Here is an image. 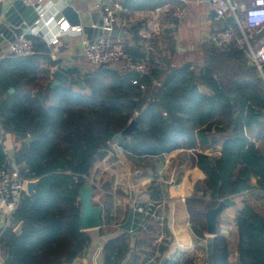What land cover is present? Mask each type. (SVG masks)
Returning <instances> with one entry per match:
<instances>
[{
	"label": "trees",
	"instance_id": "obj_1",
	"mask_svg": "<svg viewBox=\"0 0 264 264\" xmlns=\"http://www.w3.org/2000/svg\"><path fill=\"white\" fill-rule=\"evenodd\" d=\"M142 26L129 29L135 42L140 41ZM27 38L37 50L42 47L38 38ZM203 45L200 67L191 61L169 67L153 93L152 78L141 79L144 87L134 84L137 74L120 64L69 68V82L52 88L51 83H40L39 55H10L0 61V124L4 133L15 135L13 158L23 177L36 182L34 193H24L9 224L0 228L4 264H72L86 255L92 239L81 226L79 190L89 181L101 150L113 145L137 159L196 150L194 161L205 178L186 202L192 230L202 238L208 206L216 207L221 200L230 206L235 195L264 192V147L246 134L257 125L264 142V78L235 40ZM126 50L137 58L144 56L136 55L131 46ZM149 66L159 79L161 66L151 61ZM138 113L139 129L115 142L114 136ZM219 143L217 155L197 150ZM6 161L0 142V165ZM153 237L139 231L126 264L147 261L142 247ZM236 237L240 264H264V209L245 197L236 216ZM131 238L126 232L109 240L103 247V264H122L131 252ZM231 247L227 237L216 235L207 264H229ZM167 249L164 243L159 246L157 262Z\"/></svg>",
	"mask_w": 264,
	"mask_h": 264
},
{
	"label": "crops",
	"instance_id": "obj_2",
	"mask_svg": "<svg viewBox=\"0 0 264 264\" xmlns=\"http://www.w3.org/2000/svg\"><path fill=\"white\" fill-rule=\"evenodd\" d=\"M115 1H119L123 5V10L118 14L119 21L113 24V29L108 33V37L113 42L121 41L125 47L131 46L136 55H148L154 67L161 66L163 68H160L163 72L159 79L153 77L152 72L148 76L153 79L150 93L155 92L154 88L169 72V67L191 61L189 54L194 52L195 46L213 42L214 34L229 25L227 19L214 21V12L207 0H189L187 2L180 0ZM241 1L247 2L248 0ZM63 2H70L81 17L89 14L90 24L93 27L104 15L99 11H89L88 3L97 2L96 0H45L44 4L50 14H54L57 20L62 19L64 26L68 23L70 28L63 31L60 29V25L54 22L49 27L41 25L33 28L31 34L26 36L38 38L43 44L38 50L36 49V54L41 58L40 83L43 86L52 83L55 70L66 67L69 74V68L76 67L84 70L90 67L92 64L86 58L85 49L90 41L100 35L95 29L90 33L84 30L81 32L72 30L71 27L77 25H71L57 10ZM108 3V0H101L100 4ZM178 8L185 10V17L176 29L177 36L175 37L172 33L173 30L167 24L172 19L173 12ZM137 24L143 25L139 31V42H135L129 32L130 27ZM55 35L59 37L57 43L53 42ZM148 35L154 41V49L149 53L144 48V41ZM252 43L255 47L264 43V30L253 36ZM8 46L9 42L1 43L0 61L10 56L7 51ZM47 50L49 52H46ZM258 133L257 125H253L246 131L249 141H254L257 145L264 147V142ZM0 142L4 145L7 158H13L17 140L15 135L4 133L1 124ZM221 147L222 143L216 144L211 148H206L204 153L217 155L220 153ZM195 151L193 149H178L162 157L137 159L118 145L101 150L90 171L89 181L93 186L95 204L103 207L104 224L101 227L87 230L92 242L86 255L79 259H82L85 264H103L104 245L109 240L127 232L121 228V225L126 221L130 208L141 204L151 212V215L144 218L143 214L135 209L133 230L138 232V235L139 231L154 235L153 239L148 240L150 244L142 247L149 257L143 264H159L156 260L158 259V248L162 243L168 247L162 256L166 257V264H184L185 261L187 264H207L209 256L207 232L205 238L199 237L193 232L186 202V199L193 195L195 186L205 178V173L194 161L197 155ZM165 165L168 168L163 172L164 177L166 180L176 179V182L161 187L154 178ZM252 184H256L255 179L252 180ZM155 193L158 197H154ZM164 195L166 201L163 199ZM244 197L257 208L264 209V192L260 189L235 195L234 203L230 206H225V202L221 200L224 202V208L218 215L217 235L225 236L231 241L229 264H240L235 249L236 216ZM207 199H211L210 192L207 194ZM5 222L6 220L0 215V228L3 229L9 224L6 225ZM151 226H156V230H152ZM136 238L137 236L132 235L131 252L122 264H126L131 258L132 252L135 251ZM98 252L100 253L96 257ZM2 259L3 253L0 251V264H4Z\"/></svg>",
	"mask_w": 264,
	"mask_h": 264
},
{
	"label": "built area",
	"instance_id": "obj_3",
	"mask_svg": "<svg viewBox=\"0 0 264 264\" xmlns=\"http://www.w3.org/2000/svg\"><path fill=\"white\" fill-rule=\"evenodd\" d=\"M24 4L35 7L39 13V19L36 21L38 27H49L50 24L57 22L60 29L67 31L70 26L68 23H62V19L56 18L54 14L45 6V0H22ZM109 3L102 5L97 2L88 4L89 11H99L104 15V29L105 33L97 36L95 40L89 42L85 49L87 60L93 65H118L120 64L125 71H131L137 74L133 79L134 84H141V79L151 75L149 66L150 58L148 55L137 58L128 53L125 45L121 41L113 42L109 37L113 29V24L119 21L118 14L123 10V5L119 1L108 0ZM187 2L189 0H180ZM210 4L214 16V21H222L229 16H233L236 20L235 24H229L218 30L213 36V42L219 46L235 40L237 46L247 53L249 61L256 67L258 72L264 78V43L260 46H254L252 43L253 36L264 30V0H248L247 2L241 0H207ZM185 17V10L178 8L172 14V19L168 22L167 26L173 31L176 37V29ZM68 26V27H67ZM74 31H83L82 26H72ZM59 41L58 35H55L53 42ZM144 48L149 53L154 49L153 38L148 35L144 41ZM9 55L15 57L32 56L36 54V48L33 42L25 35L17 37L13 42L9 43L7 48ZM199 151H206L198 147ZM165 165L160 172L155 175V180L161 187L167 184H174L176 179L166 180L163 172L167 170ZM77 177L75 176V179ZM34 181L23 177L20 166L15 162L14 158L8 157L7 161L0 165V215L6 220L7 225L18 205L20 204L24 193H27V185L29 182ZM90 182V181H89ZM166 201L165 195L163 196ZM163 201V202H164ZM135 209L142 213L144 218L151 215V212L141 204H136ZM164 237V236H163ZM101 252V251H100ZM98 252L96 257L99 255ZM3 261V259L1 260ZM72 264H85L82 259H76Z\"/></svg>",
	"mask_w": 264,
	"mask_h": 264
},
{
	"label": "water",
	"instance_id": "obj_4",
	"mask_svg": "<svg viewBox=\"0 0 264 264\" xmlns=\"http://www.w3.org/2000/svg\"><path fill=\"white\" fill-rule=\"evenodd\" d=\"M97 3H101V0H96ZM59 13L70 22L71 25L83 26L85 32L90 33L94 29L103 34L106 32L104 29V17L101 16L93 27L90 24V15L86 14L85 17H81L80 13L75 7L69 3H62L58 9ZM39 19V13L35 7L28 6L23 3L22 0H0V45L3 42H13L17 37L21 35H30L33 28L38 27L36 21ZM229 24H235L236 20L233 16L227 18ZM92 42V41H90ZM101 64L100 67H103ZM54 80L51 83V87L67 84L70 80V76L67 73V68L58 69L53 72ZM14 92V89H11ZM235 95L233 94L232 97ZM141 117V113L137 114V117L132 119L129 124L119 133L114 136L116 142L120 137H131L132 134L139 129L138 118ZM36 182L31 181L27 185V192L33 194L35 191ZM80 202H81V226L84 230L98 228L103 226L104 220L102 218L103 207L95 204L93 200V186L91 182H86L79 190ZM224 208V202L221 201L216 207L208 206L205 213L207 221V241H208V253H212L213 239L217 235V221L218 215ZM135 218V208L131 207L129 215L126 221L121 225V228L127 232H131L133 236H138V232L133 230ZM20 228L17 227L16 231L19 232ZM159 264H166V257H162Z\"/></svg>",
	"mask_w": 264,
	"mask_h": 264
},
{
	"label": "rangeland",
	"instance_id": "obj_5",
	"mask_svg": "<svg viewBox=\"0 0 264 264\" xmlns=\"http://www.w3.org/2000/svg\"><path fill=\"white\" fill-rule=\"evenodd\" d=\"M204 45H197L195 46V50L193 53H190L191 56V62L195 65V67H200L203 57H204ZM140 170V169H139Z\"/></svg>",
	"mask_w": 264,
	"mask_h": 264
}]
</instances>
